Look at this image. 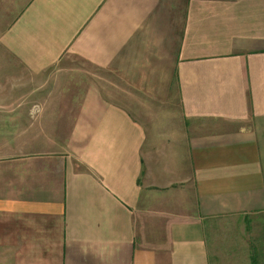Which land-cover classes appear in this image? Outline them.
<instances>
[{"label":"crops","instance_id":"obj_1","mask_svg":"<svg viewBox=\"0 0 264 264\" xmlns=\"http://www.w3.org/2000/svg\"><path fill=\"white\" fill-rule=\"evenodd\" d=\"M0 72V264H264V0H0Z\"/></svg>","mask_w":264,"mask_h":264},{"label":"rangeland","instance_id":"obj_2","mask_svg":"<svg viewBox=\"0 0 264 264\" xmlns=\"http://www.w3.org/2000/svg\"><path fill=\"white\" fill-rule=\"evenodd\" d=\"M69 64H73L75 70L79 73V77L77 79L78 83H79V88L82 91L83 88L86 86V84L88 85V81H95L93 80V74H91V76L89 75V72L91 70H89L85 64H83L82 62L79 61H71L68 62ZM63 64H67L66 62H64ZM98 74V73H96ZM90 76V77H89ZM3 77V72H0V79H2ZM109 79V77H108ZM108 88L112 89L111 86ZM260 214H253L251 216V218L249 219V226L245 229V233L247 236V238H245V240L249 243H251L252 249L258 247L260 245L259 243V235L261 234V230L260 229H256V226L258 224L259 218H260ZM264 232V231H263ZM219 233H220V237L218 238L219 241L224 238V239H229L232 244L229 245V248H231V252H227V248L226 245L224 244L222 250H219L216 252L215 254V262L212 261L213 264H248L249 262L246 260V256L244 254L243 251V241H245L243 238V230L241 229V227L237 230H231L228 232V230L225 228L223 229H219ZM255 240V242H254ZM255 243V244H254ZM254 244V245H253ZM248 254V252H247ZM257 264H260L261 262H256ZM254 261V264H256Z\"/></svg>","mask_w":264,"mask_h":264}]
</instances>
